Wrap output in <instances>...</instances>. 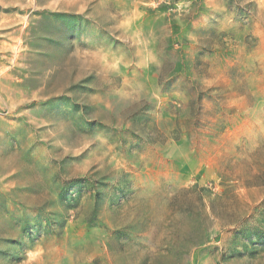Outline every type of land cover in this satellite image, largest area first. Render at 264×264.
Wrapping results in <instances>:
<instances>
[{
	"label": "rangeland",
	"instance_id": "1",
	"mask_svg": "<svg viewBox=\"0 0 264 264\" xmlns=\"http://www.w3.org/2000/svg\"><path fill=\"white\" fill-rule=\"evenodd\" d=\"M0 264H264V0H0Z\"/></svg>",
	"mask_w": 264,
	"mask_h": 264
}]
</instances>
